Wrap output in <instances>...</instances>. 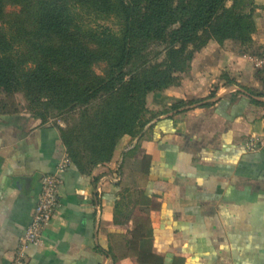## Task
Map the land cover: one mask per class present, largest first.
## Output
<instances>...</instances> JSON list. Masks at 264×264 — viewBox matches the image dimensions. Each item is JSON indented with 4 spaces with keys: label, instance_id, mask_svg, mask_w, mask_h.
<instances>
[{
    "label": "crops",
    "instance_id": "1",
    "mask_svg": "<svg viewBox=\"0 0 264 264\" xmlns=\"http://www.w3.org/2000/svg\"><path fill=\"white\" fill-rule=\"evenodd\" d=\"M254 1L253 45L264 47V0ZM262 62L237 39L197 51L180 85L148 94L158 114L138 136H123L109 162L62 173L30 264H264ZM15 106H0V264L67 154L58 126Z\"/></svg>",
    "mask_w": 264,
    "mask_h": 264
},
{
    "label": "trees",
    "instance_id": "2",
    "mask_svg": "<svg viewBox=\"0 0 264 264\" xmlns=\"http://www.w3.org/2000/svg\"><path fill=\"white\" fill-rule=\"evenodd\" d=\"M8 6L20 10L8 13ZM256 7L254 0H0V91L21 92L47 111L109 96L101 112L87 117L86 153L74 150L60 128L71 162L89 171L112 159L123 136L135 134L147 94L179 85L178 74L211 40L251 45ZM82 12L114 20L117 28L90 27ZM160 45L164 51L151 49ZM97 65H104L100 74Z\"/></svg>",
    "mask_w": 264,
    "mask_h": 264
},
{
    "label": "rangeland",
    "instance_id": "3",
    "mask_svg": "<svg viewBox=\"0 0 264 264\" xmlns=\"http://www.w3.org/2000/svg\"><path fill=\"white\" fill-rule=\"evenodd\" d=\"M6 10L8 13H13V12L19 11L20 7L8 6ZM82 17L84 19L83 20L84 24L87 23L86 25H89L90 27L92 26V27H96V28H101V27L105 28L106 26H112V28H114V29L117 28V25L115 24L114 20H96V18L94 16L83 14V12H82ZM99 26H101V27H99ZM153 48L155 51H157V50L164 51L163 50L164 47L162 45H160L157 48L154 46L151 49H153ZM244 48L248 52L250 51V52L256 54V56L264 58V47H254V45L252 43L251 45L246 44V46H244ZM154 50H152V51H154ZM189 66H190V64H189ZM189 66H188V68H189ZM103 67H104V65L95 66L96 73H98V74L102 73ZM188 68L186 70H188ZM258 69H259V71H258L259 74H261L260 77H264V62H262V66H260ZM182 73H184V72H182ZM182 73L178 74V78L182 79ZM127 78H129V77H127ZM180 84H181V82H180ZM162 90H159V91H162ZM152 92H156V91H152ZM149 93H151V92H149ZM148 94H147V96H148ZM147 96H146L145 110H142V112L140 113L139 119L136 121V126L134 128V130L136 132L134 135H130V136H133V137L138 136L144 130L145 126L153 118H155L158 114L157 112L151 111L147 107ZM108 98H109V96H106V95L99 96L98 99H96L95 101H93L89 105H78L75 107L62 109V110L57 109L56 105L54 104L47 111L45 105L42 103L39 106H36L33 108L32 104L26 99L25 95L21 92L14 95V97H10V96L6 95L5 93H3L2 91H0V102L6 101L7 103L11 104L12 107L15 103V105H16L15 109H17V108H19V110L26 109V112L33 117H35L38 112L45 114L46 118H44L43 120L40 119L42 122L54 124V125L58 126L59 128L63 127V129L66 131L67 136L70 137L71 140L73 141V149L74 150L77 149L78 151L85 152V153H86L85 146L88 145L87 141L89 140V138L92 135L90 132V127H89L90 126V120L89 119H91V117H93L96 112H101V111H97V107L100 109V107L103 104L109 103L108 101L104 100V99H108ZM132 101L134 102V99L130 100L129 103L130 102L132 103ZM136 103H137V101H136ZM12 107H9V108L13 110ZM109 110H110V108L107 109L106 113H108ZM87 117H90V118L88 119ZM143 123H145L146 125L141 126ZM67 154H68V150H67Z\"/></svg>",
    "mask_w": 264,
    "mask_h": 264
},
{
    "label": "built area",
    "instance_id": "4",
    "mask_svg": "<svg viewBox=\"0 0 264 264\" xmlns=\"http://www.w3.org/2000/svg\"><path fill=\"white\" fill-rule=\"evenodd\" d=\"M250 150H256V141L248 143ZM71 164V159L66 154L59 161L56 171L49 173L42 178V190L38 198L37 206L33 213L32 222L21 238L18 247L13 251L11 264H30L26 249L29 245H40L42 243V233L51 222L58 204L62 190V173Z\"/></svg>",
    "mask_w": 264,
    "mask_h": 264
}]
</instances>
